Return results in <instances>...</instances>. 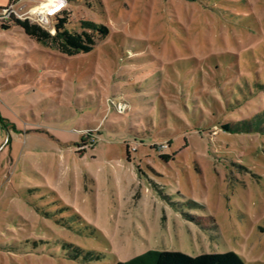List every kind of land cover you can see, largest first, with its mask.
<instances>
[{
    "label": "rangeland",
    "instance_id": "1",
    "mask_svg": "<svg viewBox=\"0 0 264 264\" xmlns=\"http://www.w3.org/2000/svg\"><path fill=\"white\" fill-rule=\"evenodd\" d=\"M62 6L111 32L65 56L0 27V264H264V133L220 128L264 126V0Z\"/></svg>",
    "mask_w": 264,
    "mask_h": 264
},
{
    "label": "trees",
    "instance_id": "2",
    "mask_svg": "<svg viewBox=\"0 0 264 264\" xmlns=\"http://www.w3.org/2000/svg\"><path fill=\"white\" fill-rule=\"evenodd\" d=\"M9 1V0H8ZM41 1H53V2H66L70 4L78 0H38ZM193 1V0H189ZM62 4V5H63ZM58 10V13L52 18V30L44 29L37 23L32 22L23 18H16L11 16L7 20L0 21L1 29H8L13 26H17L23 32L24 35L37 40V42L45 43L55 48L61 54L65 56H74L76 54L88 53L93 48L99 45L100 41L105 38L111 31L109 27L102 23H96L92 20H79L75 28H70L69 13L63 8V6ZM114 97V96H113ZM123 99V98H122ZM124 100V99H123ZM130 110V106L126 107L124 111L117 112L119 114H125V112ZM261 118V115H257ZM3 118L0 117V122ZM252 121H242L241 123L234 124H223L220 128L226 132H255L260 130L264 133L263 127H255L252 125ZM86 132H83L80 136L79 143L77 144L78 150L76 153L81 154L86 151L87 148H92L95 144V137L91 133V128H85ZM96 133L99 132L97 129ZM160 145L153 144L150 149L158 150ZM129 146L127 145L126 151L128 153ZM160 157L166 160L169 155L161 154ZM78 250V249H77ZM80 251V250H79ZM92 257L91 253H86L84 259L89 260ZM115 264H224L221 261L214 259L211 261H202L201 258H193L187 253L174 252V251H159V250H147L142 252L131 259L126 261H118ZM234 264V263H228Z\"/></svg>",
    "mask_w": 264,
    "mask_h": 264
},
{
    "label": "built area",
    "instance_id": "3",
    "mask_svg": "<svg viewBox=\"0 0 264 264\" xmlns=\"http://www.w3.org/2000/svg\"><path fill=\"white\" fill-rule=\"evenodd\" d=\"M16 2L17 0H9L7 7L0 9V21L7 20L11 16H14L16 18H23L35 22L44 29H50V31L52 30V18L58 13V10L62 5L61 2L53 1H50L47 4H36L25 12L23 11L22 15L20 12L24 10V8L16 7ZM31 17L33 20L30 19Z\"/></svg>",
    "mask_w": 264,
    "mask_h": 264
},
{
    "label": "crops",
    "instance_id": "4",
    "mask_svg": "<svg viewBox=\"0 0 264 264\" xmlns=\"http://www.w3.org/2000/svg\"><path fill=\"white\" fill-rule=\"evenodd\" d=\"M16 7H23L25 10L27 9L24 4H21V3H18V2H16Z\"/></svg>",
    "mask_w": 264,
    "mask_h": 264
},
{
    "label": "bare ground",
    "instance_id": "5",
    "mask_svg": "<svg viewBox=\"0 0 264 264\" xmlns=\"http://www.w3.org/2000/svg\"><path fill=\"white\" fill-rule=\"evenodd\" d=\"M50 1H45V4L49 3Z\"/></svg>",
    "mask_w": 264,
    "mask_h": 264
}]
</instances>
